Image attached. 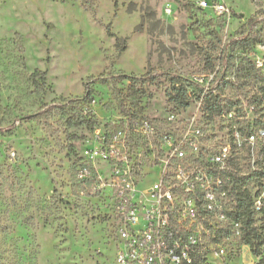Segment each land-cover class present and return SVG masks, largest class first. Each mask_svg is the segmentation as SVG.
<instances>
[{"label": "rangeland", "instance_id": "rangeland-1", "mask_svg": "<svg viewBox=\"0 0 264 264\" xmlns=\"http://www.w3.org/2000/svg\"><path fill=\"white\" fill-rule=\"evenodd\" d=\"M259 12L264 0H0V264H138L120 260L112 182L148 184L164 157L157 136L137 126L149 119L172 131L169 115H203L211 92L221 115H246L247 105L264 115V23L250 50L231 47ZM173 75L186 86L185 108L166 96ZM49 105L60 107L37 114ZM205 121L206 143L225 133L224 118ZM112 141L119 162L100 153ZM244 185L264 192L258 179ZM254 224L264 238V209ZM194 234L202 264L259 263L236 230Z\"/></svg>", "mask_w": 264, "mask_h": 264}, {"label": "built area", "instance_id": "built-area-1", "mask_svg": "<svg viewBox=\"0 0 264 264\" xmlns=\"http://www.w3.org/2000/svg\"><path fill=\"white\" fill-rule=\"evenodd\" d=\"M200 4L208 6L204 1ZM211 7L219 14L226 11L223 3ZM166 11L171 9L166 7ZM245 111L246 115L230 110L227 115L213 116L225 119L221 125L225 133L210 143H206L212 136L206 130L208 115H191L185 121L169 115L167 121L177 124L172 131L158 130L149 119L139 122L138 132L157 136L164 159H154L148 184L119 175L113 179L122 199L121 261L193 264L194 256L203 257L198 250L201 238L194 233L241 232L240 222L232 217L235 202L230 189L243 177L264 185V115H255L254 105L245 106ZM116 137L125 135L119 131ZM100 153L116 162L124 159L114 141ZM259 193L258 189L251 193L254 214L264 207V192Z\"/></svg>", "mask_w": 264, "mask_h": 264}, {"label": "trees", "instance_id": "trees-1", "mask_svg": "<svg viewBox=\"0 0 264 264\" xmlns=\"http://www.w3.org/2000/svg\"><path fill=\"white\" fill-rule=\"evenodd\" d=\"M264 14L261 12V15ZM260 12L250 17L247 22L241 27L239 32V38L233 41L232 49H240L242 51L250 50L254 45L260 42L263 28H259L260 24L264 23V17H261ZM108 35L114 36L109 32V27L107 28ZM116 42L119 45V39L116 38ZM125 45L121 46L120 51H123ZM251 69L256 70V66L249 62ZM146 73L143 77H134L129 75H120V78L127 80H137L140 78L147 77ZM153 78V77H152ZM170 90L167 91L166 96L168 101L177 108H185L188 106V98L186 86L184 85L182 79L173 75L170 80ZM89 88H86V94L89 92ZM60 105H49L46 109L40 111L37 114H45L53 110L54 108H59ZM203 115H208L212 118L215 115H221L223 113V106L217 100V96L213 93H208L203 97L202 103ZM237 182L230 189V197L234 199L235 207L232 213V217L240 222L241 224V237L243 244L248 245L254 256L260 257L258 264H264V254L261 250V246L264 244V238L262 234L258 231L254 224V212L252 209L251 192L245 187L244 182L246 177L238 178ZM240 182H243L241 185ZM264 209V207H263ZM262 209V211H263ZM202 256H194L193 264H202Z\"/></svg>", "mask_w": 264, "mask_h": 264}]
</instances>
